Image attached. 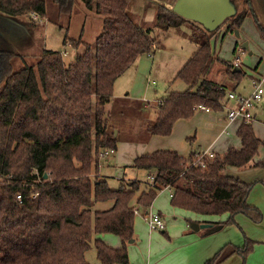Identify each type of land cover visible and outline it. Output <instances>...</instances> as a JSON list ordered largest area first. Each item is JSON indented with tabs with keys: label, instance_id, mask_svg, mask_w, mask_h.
Wrapping results in <instances>:
<instances>
[{
	"label": "trees",
	"instance_id": "16d2710c",
	"mask_svg": "<svg viewBox=\"0 0 264 264\" xmlns=\"http://www.w3.org/2000/svg\"><path fill=\"white\" fill-rule=\"evenodd\" d=\"M52 1L68 16L74 11L76 0ZM83 2L102 16V28L93 49L81 36L64 37L63 43L70 41L75 49L83 46L70 61L60 50L43 49L34 64L13 70L12 59L21 55L0 34V264H90L85 252L94 233H113L121 239L119 247L93 239L98 264H131L125 241L133 237L134 202L148 208L167 186L175 207L200 215L228 214L224 221H211L205 228L208 233L233 224L238 213L261 221L262 212L247 200L253 183L225 172L250 162L264 167V140L256 136L251 122L240 123L236 130L239 148L229 147L212 157L198 159L202 150L191 145L187 156L172 149L137 155L130 166L154 176L144 186L130 180L111 188L96 174L99 152L115 149L120 140V129L111 120L113 110L106 109L115 80L141 54H151L157 38L154 28L134 20L131 7L137 0ZM245 2L246 10L234 12L213 29L166 5L153 4L155 28L169 31L192 23L197 48L175 75L186 88L168 90L158 101L154 119L142 120L148 137L168 136L174 123L192 117L199 104L214 111L223 108L226 85L209 77L212 68L223 64L233 80H239L242 71H233L230 61L216 55L211 39L224 22L229 20L225 32L233 31L240 28L246 11L254 14L250 0ZM0 12L42 17L45 0H0ZM256 21L264 36V26ZM122 99L135 100L127 95ZM188 141L192 143L191 138ZM259 146L263 156L254 161ZM35 192L37 196L31 197ZM108 200L110 207L93 208L94 202ZM254 243L246 238L242 246L225 244L204 264H219L233 253L245 257Z\"/></svg>",
	"mask_w": 264,
	"mask_h": 264
},
{
	"label": "rangeland",
	"instance_id": "374dc122",
	"mask_svg": "<svg viewBox=\"0 0 264 264\" xmlns=\"http://www.w3.org/2000/svg\"><path fill=\"white\" fill-rule=\"evenodd\" d=\"M174 0H137V3L131 7L134 15V20L147 28L155 29V36L158 37L164 34V38L171 42V39L176 35L182 38L184 51L191 56L193 50H196L197 43L191 38L192 23H187L181 27L169 30L170 35L164 30L155 28V16L153 11V4L160 3L167 7L173 8ZM232 4L235 13L241 10H246L248 4L245 0H229ZM257 5L252 4V8L256 10L257 16L250 10L246 11L244 22L240 28L237 29L238 34L233 31H227L225 36L218 37L220 31H225L227 27L226 21L224 22L216 35L211 39V46L217 56L225 60H231L233 64L234 58L239 57V62L236 65L242 71L239 80H231L227 77L226 66L219 63L212 68L209 77L226 85V90L234 88L236 93L247 96L251 91L252 77L264 75V36H262L258 27L256 18L264 26V0H255ZM173 4V5H172ZM144 5V7H143ZM255 6V7H254ZM146 7V9H145ZM148 7V8H147ZM71 14L61 10L56 3L52 0H45V15L42 17H34L32 13L21 16H9L0 12V34L6 38L14 46L15 50L21 56L12 59L13 70H19L26 65L34 64L43 49L62 50L67 49L68 54L64 56L65 61H70L75 52L83 50V46L79 45L77 49L73 47L70 41L63 43L65 36L68 38H77L81 36L82 40L89 42L92 45L96 36L100 33L102 28V16L97 14L94 8L89 9L84 5L83 0H76ZM253 10V11H254ZM256 16V17H255ZM196 22V21H195ZM194 23V22H193ZM197 24V23H196ZM224 34V33H223ZM181 41V39H180ZM238 42L237 50L232 53L235 42ZM247 42V49H241V43ZM0 42L2 39L0 37ZM172 45L176 46L173 42ZM155 48V47H153ZM154 51V49H153ZM157 52L149 57L148 63L138 62L137 73L145 75L144 84L135 86V92H143L137 96L136 100H125L123 96H115L106 105V109L112 111L113 115L111 120L117 123L119 130V148L124 150L123 157L117 158V148L112 155L100 158L97 167V173L100 177L105 178L111 188H118L121 183H126L130 180H138L144 186L145 184L152 183L149 179V172L145 169H138L130 166L129 157L132 155L133 149L136 152H141L142 147L145 146L148 136L142 126V120L154 119V110L158 105L165 92L168 90H183L186 84L180 78H175V73L180 69L181 61H177L176 54L168 51V54ZM179 51V49H178ZM154 65V66H153ZM235 66V64H233ZM257 65V68H254ZM131 65L125 70V76L131 71ZM124 76V77H125ZM146 78L148 80L146 81ZM152 81L154 82L152 84ZM120 83V82H119ZM264 92V79L261 81ZM121 83L118 84L116 92L120 91ZM224 97L221 101H223ZM126 102V103H125ZM227 107H229L227 105ZM256 121L264 123V93L260 101L255 105ZM221 111L226 115V107ZM196 116L189 120L176 122L175 128L171 132L170 137L181 140L179 143L183 150L187 145L185 137L181 138L183 124L197 123ZM178 125V126H177ZM197 136L195 137L196 140ZM168 139V136L167 138ZM144 145V146H143ZM166 146V147H165ZM159 149V148H158ZM160 149H168V142L165 141ZM130 150V152H129ZM147 150V149H146ZM205 151H211V148L204 147ZM95 174V173H94ZM93 174V175H94ZM168 189L157 193L152 204L148 208L134 203L138 208L134 216V232L133 237L125 241L126 249L131 264H194L193 252L196 250L195 243L201 237L202 241L207 239L214 241L215 237H219L217 241L231 235L232 239L241 240V244L245 243L246 238L250 241H257L254 244V250L249 251L245 257L236 253L240 259L239 264H264V228H260L259 224L252 223L256 228L244 229L237 225H233L236 232H228L226 227H231L229 224L221 229L215 230L211 235L203 236L205 228L199 229L198 232L183 233V226L189 229L190 221H194L202 216L190 210L179 208L171 205ZM112 205V201L94 202V209H106ZM264 205V203H263ZM157 213L161 212L164 222V229H150L147 221L146 212ZM244 215V214H242ZM211 218L212 221L226 220L227 213L218 215H204ZM263 217V216H262ZM235 219V217H234ZM255 225V226H254ZM100 237L104 239L109 245L116 243L119 246L121 239L118 235L113 233H94L90 242L89 248L85 252V258L90 264H98L96 256V249L93 239ZM209 237V238H208ZM216 239V238H215ZM236 242V241H234ZM237 244V242H236ZM198 244L197 247H199ZM235 255V254H234ZM226 260V259H225ZM187 261V262H186ZM229 261V260H228ZM225 263V262H223ZM222 263V264H223Z\"/></svg>",
	"mask_w": 264,
	"mask_h": 264
},
{
	"label": "crops",
	"instance_id": "0c3cea01",
	"mask_svg": "<svg viewBox=\"0 0 264 264\" xmlns=\"http://www.w3.org/2000/svg\"><path fill=\"white\" fill-rule=\"evenodd\" d=\"M175 1L176 0L173 1V4L175 3ZM250 2H251V6H253L252 4L257 5V4H255L256 3L255 0H250ZM143 7H144V5H143ZM153 11H154V9H153ZM254 12L257 16L256 10H254ZM33 16H35V15H33ZM245 18H247V16H245ZM245 18H244V20H245ZM188 20L195 22V20H192V19H188ZM244 20H243V22H244ZM195 23L202 25V23H199L197 21ZM241 26H242V24H241ZM241 26H240L239 31H241ZM164 32L167 33L169 31H164ZM225 33L226 32L224 30L220 31V34H218V37L225 36ZM167 34L170 35L169 33H167ZM180 39H181V41H180ZM172 42L176 46L172 45L171 44ZM237 46H238V42L236 41L235 45L232 49V53H234L237 50ZM153 47H155V48H153L154 51L152 50L151 54L144 53V54H141L137 58L135 64L131 67V71H129V73L126 76L124 75L126 71H124L115 80L114 90H113V98L115 96H119V97L123 96L124 97L127 95L130 98L136 100L137 96L143 95V94H139V93H143V92H139V91L135 92V86H139V85L144 84V80L146 77L145 76L146 74L143 75V74L137 73V68H138L137 63L141 62V61H142V63L143 62L148 63L149 57L152 58L153 57L152 55L155 53V51L157 52L158 50H160L159 52H163L164 54H168V51H172L171 53L176 54L177 61L180 60L181 61L180 63L183 62L181 64V66L190 57L189 54L187 53V51L186 52L184 51L182 38L178 37L177 35L171 39V42H169L168 37H167V39H165L164 34H163L161 37L160 36L158 37V39H157V41ZM178 49H179V51H178ZM194 51L195 50H193L192 54L194 53ZM231 60H228V61L231 62ZM181 66H180V68H181ZM254 68H257V65H255ZM176 73H175V75H176ZM227 77H229L228 74H227ZM252 78H253V81H252L251 91L253 89V82L254 81H262L264 79V75L256 76V77H252ZM147 80H148V78H146V81ZM231 80H233V79H231ZM119 82L121 83V87H119L120 91L116 92V89H118L117 86H118V84H120ZM153 83L154 82L152 81V84ZM261 86H262V84H261ZM229 91L235 92L234 88L227 90V92H229ZM166 93H167V91L165 92L164 96L157 101L164 99ZM237 94H239V93H237ZM227 105L229 107L234 106L235 100H229L227 102ZM253 114H254V118L252 119L251 123H252V127L254 129V132L258 138H260L261 140H264V123L256 121V110L255 109H254ZM194 116L197 117L196 121H201V122L186 123V124L182 123L184 127H183V129H181V130H183L181 132V138L185 137V142L187 145V151H186V149L183 150V148L180 146L179 143L181 142V140L179 139L178 136L176 138H171L170 137L171 134H169L168 139H166L167 136L153 135V136L148 137L147 142L145 143V146L143 145L144 147H142L143 150L141 152H136V150L133 149L132 155L129 156L131 158L130 163H132L133 159L137 155H140L142 153L152 152L158 148L159 149L162 148L163 145H165V141L168 142V149L176 150L180 155H183V156H187V154L189 152L190 145L195 150H203L204 147H209V148H211V151L213 153H219V154L224 153L229 147H234V148L240 147V144H241L240 139L236 134V130H237L239 124L241 123L240 121H238V120L231 121V122L228 121L226 118V115H224V112L221 110H217V111L208 110V111H206L204 109H197L192 117H194ZM192 117H190L188 119H179L177 121L182 122L184 120H189ZM173 127L175 128V124ZM196 136H197V138L195 140ZM188 138L192 139V143H190L188 141ZM116 148H117L116 149L117 150V158L123 157L124 150L122 148H119V146H116ZM129 152H130V150H129ZM262 156H263V149H262V146H259V148L257 150V154L254 157V161L260 160L262 158ZM225 172L229 175L234 176V177H238L239 179H241L242 181H244L246 183H253L247 200H248V203L250 205L256 206L262 212V216H263L262 220L259 222H254V223L259 224L260 228H264V205H263V203H264V167L252 166V162H250L244 166L232 167L230 169H227ZM163 189L164 190L168 189V194H169V197L171 198V193H172L171 187L170 186L163 187L158 192L163 191ZM157 213L162 217V214L160 211H158ZM200 216H202V217L194 220V222L195 221L196 222H211L212 221L211 218H209L208 216H204V215H200ZM234 217H235V219H234L235 222L232 225H230L231 227H228V228L226 227V229H225V230H228V232H230V233L236 232V234H237L236 229L233 227L234 224L237 226L240 225L241 227H244V229L246 231H247V229L256 228L255 225H254L255 227H253V225H252L253 221L250 220V218H248L247 216L242 215V213H238ZM162 219H163V217H162ZM216 221L217 222L222 221V219L216 220ZM216 221H212V222H216ZM192 222L193 221H190L189 223H192ZM181 227L183 228L182 229L183 233L198 232L199 231V230L193 231L192 229H190V226L188 229V227L186 225L185 226L181 225ZM202 235L207 236V235H211V233H208V231H203ZM237 237L238 238L235 240V239H232L231 235H229L225 238H222L220 241H217L216 244H214V243L216 242V240L219 237H215L216 239L214 238V241H212L213 239L212 240L207 239V241H205V242L202 241L205 239H202V237H201V239L195 243L196 250L193 252L194 258H193L192 263L204 264L207 259L212 257L213 254L217 250H219L222 246H224L225 244L242 246L243 244H241V240H239V236H237ZM102 240L105 243H107L104 239H102ZM234 241H236L237 244ZM255 242L257 243L256 240H255ZM198 244H201V245H199V247H197ZM115 245H117V244L116 243L110 244V246H112V247H119L121 245V242H120L119 246H115ZM252 250H254V246H253ZM262 261L264 262V260H262ZM174 262H175V264H179L176 261H174ZM223 262H225V263H223ZM239 262H240V259L236 256V253H233V254L229 255L226 258V260H223L219 264H222V263L223 264H239ZM188 264H189V262H188Z\"/></svg>",
	"mask_w": 264,
	"mask_h": 264
},
{
	"label": "built area",
	"instance_id": "2783aa9c",
	"mask_svg": "<svg viewBox=\"0 0 264 264\" xmlns=\"http://www.w3.org/2000/svg\"><path fill=\"white\" fill-rule=\"evenodd\" d=\"M33 15H35L34 17H38L36 14L32 13ZM242 49V48H241ZM60 53L65 56L68 54V50L67 49H62L60 50ZM239 62V57L236 56L234 58L233 64H235V66L238 64ZM262 94H263V88L261 86V81H254L253 82V89L250 92L249 95L244 96L241 94H237L233 91H229L225 94L224 99L222 101V106L226 107V118L228 121H235L238 120L241 123H248L251 122L252 119L254 118V109H255V105L258 101H260V99L262 98ZM229 100H235V105L232 107H227V102ZM198 109H204L206 111L210 110L208 107H206L203 104H199L197 106ZM115 152L114 148H105L102 149L99 152V156L101 158L107 157L109 155H112ZM207 155L208 157H212L214 155V153L212 151H204L202 150L201 153L198 154V159H200L202 156ZM200 165H204L202 162H200ZM149 179L151 181H153L154 176L152 174L149 175ZM172 194V193H171ZM37 193H32L31 197H36ZM17 199H21V193H17L16 194ZM134 213L136 211H138V208H136V206H134ZM147 221H148V225L150 229H164V222L162 217L158 214V213H151V212H147Z\"/></svg>",
	"mask_w": 264,
	"mask_h": 264
},
{
	"label": "water",
	"instance_id": "95a60500",
	"mask_svg": "<svg viewBox=\"0 0 264 264\" xmlns=\"http://www.w3.org/2000/svg\"><path fill=\"white\" fill-rule=\"evenodd\" d=\"M172 10L186 19L202 23L208 29L215 28L235 11L229 0H176ZM235 33L238 34L237 29H235ZM241 47L247 49V42L243 41ZM232 70L239 71L240 69L234 66ZM46 176L47 174L44 173L43 177ZM211 225L210 222L193 221L190 223V229L198 231L199 229L209 228Z\"/></svg>",
	"mask_w": 264,
	"mask_h": 264
}]
</instances>
